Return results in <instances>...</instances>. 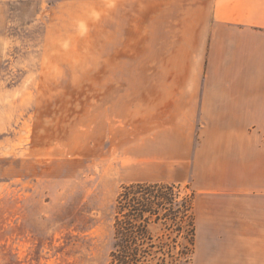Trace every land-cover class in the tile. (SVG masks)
Returning a JSON list of instances; mask_svg holds the SVG:
<instances>
[{
  "label": "rangeland",
  "instance_id": "374dc122",
  "mask_svg": "<svg viewBox=\"0 0 264 264\" xmlns=\"http://www.w3.org/2000/svg\"><path fill=\"white\" fill-rule=\"evenodd\" d=\"M216 1L0 0V264H110L116 200L168 150L153 123L172 72H200ZM194 210L188 264H264Z\"/></svg>",
  "mask_w": 264,
  "mask_h": 264
},
{
  "label": "crops",
  "instance_id": "0c3cea01",
  "mask_svg": "<svg viewBox=\"0 0 264 264\" xmlns=\"http://www.w3.org/2000/svg\"><path fill=\"white\" fill-rule=\"evenodd\" d=\"M200 72H172V99L153 123L168 150L143 159L142 183L190 186L201 223L264 255V0H217ZM153 118L157 116L154 112ZM198 129V130H197ZM163 142V141H162ZM244 242V243H243ZM263 249V251H259Z\"/></svg>",
  "mask_w": 264,
  "mask_h": 264
},
{
  "label": "trees",
  "instance_id": "16d2710c",
  "mask_svg": "<svg viewBox=\"0 0 264 264\" xmlns=\"http://www.w3.org/2000/svg\"><path fill=\"white\" fill-rule=\"evenodd\" d=\"M195 197L170 184L123 187L114 208L110 264H188L197 243Z\"/></svg>",
  "mask_w": 264,
  "mask_h": 264
}]
</instances>
